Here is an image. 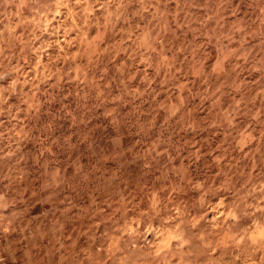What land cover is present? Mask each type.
Here are the masks:
<instances>
[{"label": "clouds", "instance_id": "obj_1", "mask_svg": "<svg viewBox=\"0 0 264 264\" xmlns=\"http://www.w3.org/2000/svg\"><path fill=\"white\" fill-rule=\"evenodd\" d=\"M0 264H264V0H0Z\"/></svg>", "mask_w": 264, "mask_h": 264}]
</instances>
